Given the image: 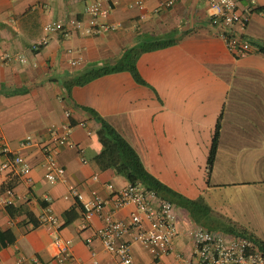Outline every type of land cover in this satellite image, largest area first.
<instances>
[{
	"label": "crops",
	"instance_id": "0c3cea01",
	"mask_svg": "<svg viewBox=\"0 0 264 264\" xmlns=\"http://www.w3.org/2000/svg\"><path fill=\"white\" fill-rule=\"evenodd\" d=\"M207 2L0 0V136L29 167L25 175L16 173L17 166L15 172L0 170V196L7 189L14 193L11 206L0 205V264H58L56 238L69 247L65 264H116L94 236L100 217L84 223L80 204L68 195L75 187L86 200L95 193L107 201L129 183L114 168L96 163L102 152L100 124L83 107L114 128L158 181L185 199H203L199 217L172 202L177 254L189 256L188 233L196 225L226 236L243 232L264 243V55H231L210 25ZM92 3L108 10L99 22L109 30L85 32L86 8ZM55 21L66 23V33H51L46 45L32 51L44 25ZM71 21L81 28L74 29ZM237 31L257 48L264 46V0H256L244 29ZM167 40L172 43L136 59L145 85L123 70L74 85L69 93L64 88L90 70L118 64L128 49ZM219 116L208 176L206 161ZM66 123L72 126L71 146L54 145L52 154L64 169L63 181L50 183L43 148L53 147L52 130ZM27 136L31 144L23 147ZM4 160L0 156V165ZM68 211L77 217L63 225ZM133 212L127 205L115 218L126 221ZM47 214L55 217L54 224L45 221ZM131 255L134 264L151 260L136 244Z\"/></svg>",
	"mask_w": 264,
	"mask_h": 264
},
{
	"label": "built area",
	"instance_id": "2783aa9c",
	"mask_svg": "<svg viewBox=\"0 0 264 264\" xmlns=\"http://www.w3.org/2000/svg\"><path fill=\"white\" fill-rule=\"evenodd\" d=\"M170 4L171 2L168 3ZM207 5L210 25L231 55L241 57L257 51L258 48L237 31V27L244 29L248 15L256 5V0H208ZM86 13L88 15L86 33L95 34L111 28L99 22L100 19L107 17L106 8L92 3L86 8ZM69 24L74 29L81 28V24L77 21H71ZM57 31L66 33V23L55 21L44 25V35L31 45V50L37 51L41 46L46 45L48 36ZM65 116L68 117L69 113L67 112ZM71 128L69 123L54 128L51 133L53 147L43 148L47 158L45 177L50 183L63 181L64 169L55 163L52 154L55 146H71L68 139ZM30 144L31 138L27 136L20 145L24 147ZM0 156L5 159L0 165L1 171L9 169L15 172V166H17L16 173L25 175L29 172L25 161L13 153L1 136ZM106 187L112 190L111 185ZM68 195L80 204L84 223L89 222L94 216L100 217L102 226L95 230L94 236L116 264H134L131 255L133 244L139 245L150 255L151 260L148 264H264V254L250 238L226 236L210 231L202 225L194 226L188 233L191 245L189 256L177 254L173 248L178 235L174 203L146 191L139 183H128L122 189L113 191L107 201L102 200L95 193H92L91 200H86L75 187H69ZM13 197V191L7 189L4 195L0 196V205L11 206ZM107 205L110 209L104 212V207ZM127 205L134 207V212L130 214L128 220L115 218V213ZM45 221L54 224L56 219L51 214H47ZM125 236L128 239L123 240ZM85 242L90 243L91 239L88 238ZM54 245L58 250L57 263L65 264V260L69 257L67 243L56 238ZM168 256H171V259L166 261L165 258Z\"/></svg>",
	"mask_w": 264,
	"mask_h": 264
},
{
	"label": "trees",
	"instance_id": "16d2710c",
	"mask_svg": "<svg viewBox=\"0 0 264 264\" xmlns=\"http://www.w3.org/2000/svg\"><path fill=\"white\" fill-rule=\"evenodd\" d=\"M171 40L167 41H154L148 44H141L137 47L128 49L123 52L121 61L113 66H106L96 70H90L89 72L78 76L72 80L64 83V88L69 93V90L74 85H83L94 78L99 76L118 72V71H128L134 81L138 84L145 85L144 81L139 76L135 62L137 57L145 51H150L158 49L161 47L168 46L171 44ZM257 52L264 55V46H259ZM83 109L89 112L95 120L100 124V129L97 132L98 140L102 146V152L95 158L96 163L102 168H114L117 173L122 175L129 183L139 182L146 191L155 193L159 198L168 200L170 202H175L179 206H183L185 210L193 216L194 212H199L196 215H202L205 204L203 199L198 200H188L177 193L170 190L160 181H158L154 176L146 171L143 164L141 163L138 155L133 150V148L119 135V133L112 128L108 123H106L98 114L90 109L83 107ZM220 117L217 120L215 130L213 133L211 146L209 149L207 161H206V174L209 176L213 163L215 160V153L218 145L219 129H220ZM197 203H202L203 206L197 205ZM81 207V206H80ZM81 210V208H80ZM82 211V210H81ZM209 212V209H207ZM77 213L73 211H68L63 213L62 218L64 220L63 225H67L75 220ZM194 217V216H193ZM234 232V230H233ZM241 237H248L255 242L261 252L264 254V243L257 240L256 238L245 235L243 232H235Z\"/></svg>",
	"mask_w": 264,
	"mask_h": 264
},
{
	"label": "rangeland",
	"instance_id": "374dc122",
	"mask_svg": "<svg viewBox=\"0 0 264 264\" xmlns=\"http://www.w3.org/2000/svg\"><path fill=\"white\" fill-rule=\"evenodd\" d=\"M197 205L199 207L200 205H202V203H197ZM176 209H177V207H176ZM178 211H180V210L178 209ZM196 214H199V212H194L193 216L194 217H199V215H196Z\"/></svg>",
	"mask_w": 264,
	"mask_h": 264
}]
</instances>
